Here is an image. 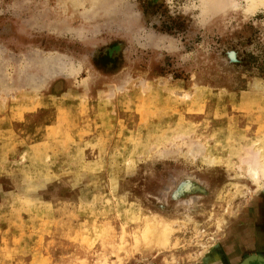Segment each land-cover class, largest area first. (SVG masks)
Masks as SVG:
<instances>
[{"label": "rangeland", "instance_id": "obj_1", "mask_svg": "<svg viewBox=\"0 0 264 264\" xmlns=\"http://www.w3.org/2000/svg\"><path fill=\"white\" fill-rule=\"evenodd\" d=\"M237 1L0 0V264L239 262L264 5Z\"/></svg>", "mask_w": 264, "mask_h": 264}, {"label": "bare ground", "instance_id": "obj_2", "mask_svg": "<svg viewBox=\"0 0 264 264\" xmlns=\"http://www.w3.org/2000/svg\"><path fill=\"white\" fill-rule=\"evenodd\" d=\"M208 2L211 3V5L216 8V9H221L224 7V5L230 7V8H237L241 5L238 4L237 0H208ZM259 5H264V0H247V5L243 6L245 12L247 13H253L257 7ZM211 6V7H212ZM249 155L246 157H244L242 159V166L241 169L247 173L248 177L251 179V181L258 185L259 183L261 184V181L264 180V157H262L261 155H259V151H252L250 150V152H248ZM239 167V166H238ZM243 173V172H242ZM245 176V175H243ZM263 183V182H262ZM194 180L191 178L188 179H184L182 181L181 187L182 190L185 189L188 193H194L197 191L196 187H194ZM195 188V189H194ZM163 206V205H162ZM151 217H152V222L157 221V223L155 224V226L159 225L161 226V233L165 231L166 235L168 234L167 229H169L170 231H173V228H170V222L168 220H166L165 218L157 215V214H152L151 213ZM175 221V220H174ZM179 221V220H177ZM182 222V221H181ZM148 223V222H147ZM175 224V223H172ZM183 224V223H182ZM148 226V225H147ZM146 226V228H147ZM182 227V226H181ZM149 228V227H148ZM176 230V229H175ZM174 230V231H175ZM148 234L149 232L147 231V229L145 230ZM160 233V235H161ZM146 234V233H145ZM163 235V234H162ZM161 238L164 242V239H168L166 238L167 236H162ZM146 236V235H145ZM148 236V235H147ZM153 237V236H152ZM147 238V237H146ZM149 239V238H148ZM147 239V240H148ZM135 240V239H134ZM137 240V239H136ZM166 241V240H165ZM135 243V242H134ZM136 244V243H135ZM134 244V245H135ZM219 250V249H218ZM218 254V253H217ZM213 255V254H212ZM222 256V255H221ZM252 255H249L247 258V261L249 259V257H251ZM215 259V258H214Z\"/></svg>", "mask_w": 264, "mask_h": 264}, {"label": "crops", "instance_id": "obj_3", "mask_svg": "<svg viewBox=\"0 0 264 264\" xmlns=\"http://www.w3.org/2000/svg\"><path fill=\"white\" fill-rule=\"evenodd\" d=\"M255 215L249 216L251 219H247L246 223L245 221H240L234 224L235 233L237 234L238 232L239 234L237 235L242 236L239 244L242 247L239 262L249 255H257L264 258V221L261 223V219H254Z\"/></svg>", "mask_w": 264, "mask_h": 264}, {"label": "flooded vegetation", "instance_id": "obj_4", "mask_svg": "<svg viewBox=\"0 0 264 264\" xmlns=\"http://www.w3.org/2000/svg\"><path fill=\"white\" fill-rule=\"evenodd\" d=\"M247 208H248V210L243 214L241 221H245V223H246L247 219H249V220L251 219L249 216L252 217V215L256 214L254 219H257V218L259 220L261 219L260 222L263 223V221H264V194L260 197L252 199ZM238 263H240V262H237L236 264H238Z\"/></svg>", "mask_w": 264, "mask_h": 264}, {"label": "water", "instance_id": "obj_5", "mask_svg": "<svg viewBox=\"0 0 264 264\" xmlns=\"http://www.w3.org/2000/svg\"><path fill=\"white\" fill-rule=\"evenodd\" d=\"M188 178L189 177H184V178L180 179L176 183L175 187L171 190V192L169 194L170 195V198L172 200H177V199L181 198L182 196H184L186 193H188L185 189L182 190V188H180L181 187V184H182V181L184 179H188ZM200 187H201L200 188L201 193H204L206 191V189L204 187H202V186H200ZM247 258L248 257H246L245 259H243L238 264H251V263H254V262L264 263V258L261 257V256L252 255L251 257H249L248 261H247Z\"/></svg>", "mask_w": 264, "mask_h": 264}]
</instances>
